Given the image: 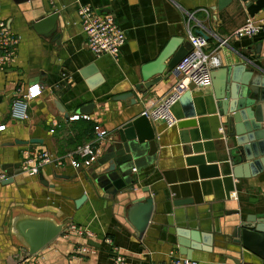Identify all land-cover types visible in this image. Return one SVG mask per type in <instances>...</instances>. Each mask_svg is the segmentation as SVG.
Returning <instances> with one entry per match:
<instances>
[{"label": "crops", "instance_id": "0c3cea01", "mask_svg": "<svg viewBox=\"0 0 264 264\" xmlns=\"http://www.w3.org/2000/svg\"><path fill=\"white\" fill-rule=\"evenodd\" d=\"M36 2L34 8L26 0H0V23L5 22L19 38L10 68L0 70V127L5 126L0 131V172L8 175L11 171L16 178L12 184H0V264H8L12 256L19 254L21 246L12 228L15 220L28 215L48 217L69 226L67 232L28 259L29 264H114L115 255L107 240L129 264H171L177 258L196 264H231L230 258L216 251L223 236L231 234L246 217L264 214V172L256 175L257 166L242 169V178L234 177L233 168L228 166L226 172L219 168V178L201 180L198 168L188 166L186 160L203 155L208 165L221 167L225 162L220 160L225 158L220 156L228 150L214 151L213 145L214 152H206V145L214 140L207 142L201 136L198 146L202 148L185 156L177 125L168 128L158 122L154 124L158 140L155 156H148L144 149L139 159L124 166V174L98 176L96 170L124 154L118 130L154 106L179 81L177 73H168L151 89L136 90L143 84V66L155 61L171 39L182 38L190 44V34L206 33L209 52L217 54L221 61V68L214 74L219 80L220 70L243 64L245 58L264 72V33L242 39L232 37L248 20L264 26V9L251 17L241 0H233L221 11L217 9L219 0ZM84 5L113 16L124 32L126 43L117 59L96 57L88 50L78 17ZM39 12L59 15L54 33L34 30ZM227 38V44L221 45ZM98 75L100 80L91 82ZM34 84H40L43 92L29 102V119L14 120L13 102ZM133 92L137 96L135 105L117 100ZM190 92L195 110L201 109L204 100H215L213 85L201 89L191 86ZM183 110L180 103L173 108L177 124L188 121ZM214 111L208 108L207 113ZM76 114L88 115L91 121H70ZM96 125L109 133L100 141L99 158L92 167L76 170L70 157L78 148L96 141ZM211 130L210 125V134ZM31 140L38 143L15 144ZM195 140L198 139H191V145ZM45 151L53 163L44 166L38 176L23 175L20 169L25 154ZM84 196L85 201L78 207L76 202ZM144 197L153 198L155 209L145 235L139 239L127 213L134 199ZM175 200L193 203L176 208ZM70 227L92 238L81 237ZM182 229L213 235V251H204L207 246L202 245V250L189 252L191 258L183 256L177 236ZM89 241L99 244L94 254L76 253ZM258 262L250 254L243 259V263Z\"/></svg>", "mask_w": 264, "mask_h": 264}, {"label": "water", "instance_id": "95a60500", "mask_svg": "<svg viewBox=\"0 0 264 264\" xmlns=\"http://www.w3.org/2000/svg\"><path fill=\"white\" fill-rule=\"evenodd\" d=\"M26 1L27 4L30 3L34 8H37L35 7L37 0ZM232 1L219 0L217 9L219 11L225 9ZM241 2L245 4L251 17L264 9V0H241ZM58 18V14L48 16L39 12L36 14L33 28L38 33H54ZM200 35L209 40L206 33L200 32ZM191 49V45L185 44L182 38L171 39L155 61L143 66V84L136 90L143 92L144 89H151L164 79L165 74H176L177 65L189 54ZM243 61V64L220 70L221 80L217 79L218 76H214L215 71L213 72L212 85L216 89L214 101L204 100L200 106L201 109L195 110L192 92L189 91L178 102L184 107V119H188V121H180L177 124L181 131V144L185 156L193 155L194 150L202 148V146H198L201 136L207 142L214 140L213 144L206 145V152L228 150L226 155L220 156L225 158L220 160L225 162V165L221 167L208 165L207 158L203 155L189 157L186 160L188 166L198 168L201 180L219 178V168L226 172L228 166L233 168V176L236 178L243 177L240 172L242 169L253 166L258 168L256 175L264 172V72L248 59L245 58ZM248 67L251 69L246 72ZM96 80H100V75L92 79L91 82ZM117 100L129 101L135 105L137 103L136 92L118 96ZM208 108L215 110V113L208 115ZM197 116L200 117L199 120L191 119ZM210 125L212 126L211 134L208 132ZM190 129L197 130L189 133ZM117 134L124 145V154L98 168L96 170L98 176L116 174L117 172L124 174V166L132 162L134 158L139 159L144 149L148 150L150 157L157 154L158 140L155 127L144 115L124 124ZM192 138L198 139L193 141L194 145H191ZM36 143H38L36 140L15 142L16 145ZM213 145L215 150L212 149ZM15 180L13 172L9 171L8 179L2 184H12ZM85 199V196L79 199L76 202L77 206L83 204ZM192 203V200H175L173 206L180 208ZM129 205L127 220L138 234L139 239H142L152 220L155 209L154 200L151 197H144L134 199ZM67 228V223H58L48 217L38 218L28 215L15 220L12 229L18 237L21 247L19 254L12 256L8 260V264H23L66 232ZM177 236L179 237L180 253L188 258H191L189 254L191 250H202V245L207 246L204 251L211 252L214 249L213 235L182 229L177 231ZM220 242V247H217L216 251L230 258L231 264H250L243 263L246 254L256 257L259 261L257 264H264V214L250 215L244 221H239L232 233L223 236ZM89 245L99 248V244L94 241H89Z\"/></svg>", "mask_w": 264, "mask_h": 264}, {"label": "built area", "instance_id": "2783aa9c", "mask_svg": "<svg viewBox=\"0 0 264 264\" xmlns=\"http://www.w3.org/2000/svg\"><path fill=\"white\" fill-rule=\"evenodd\" d=\"M78 17L83 32L86 35V45L88 50L96 57L105 55L118 58L121 49L126 43V36L121 30L115 19L111 15L97 13L89 5H84L78 10ZM264 33V26H257L251 20L238 29L232 37L242 39L253 37ZM191 51L177 65L176 72L180 76L179 81L169 93L163 96L154 106L147 108L142 115L147 117L152 124L158 122L164 123L168 128L177 125V119L173 115V107L181 100L183 95L190 91L191 86L196 88H206L212 86V74L221 68V61L217 54L209 52V41L201 36L189 35ZM228 38L221 42L226 45ZM19 44V38L13 35L9 26L5 22L0 23V70L6 71L10 68L14 60L16 47ZM42 86L40 84L31 85L26 94L16 99L11 108V117L19 122H25L29 119L28 104L42 95ZM70 121H91L88 115L76 114L69 118ZM5 126L0 127L3 131ZM96 141L78 148L71 155V166L76 170L92 167L100 155V141L108 136V131L101 126L94 127ZM53 163L48 152L26 153L21 162V173L28 176H38L41 169ZM8 179L5 172H0V184ZM69 228V226H68ZM81 237L92 238L87 232L76 227H70ZM114 253V264H129L127 258L123 256L119 249L112 245L111 240H107ZM96 249L90 245H84L76 250L79 255L94 254ZM23 264H29L24 262ZM171 264H196L187 259H174Z\"/></svg>", "mask_w": 264, "mask_h": 264}, {"label": "bare ground", "instance_id": "6f19581e", "mask_svg": "<svg viewBox=\"0 0 264 264\" xmlns=\"http://www.w3.org/2000/svg\"><path fill=\"white\" fill-rule=\"evenodd\" d=\"M69 229V228H68ZM67 232V231H66ZM63 235V234H62Z\"/></svg>", "mask_w": 264, "mask_h": 264}]
</instances>
